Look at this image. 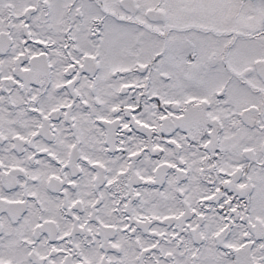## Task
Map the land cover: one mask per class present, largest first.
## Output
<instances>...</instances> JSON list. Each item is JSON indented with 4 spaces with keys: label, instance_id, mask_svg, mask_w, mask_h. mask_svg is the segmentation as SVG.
Segmentation results:
<instances>
[{
    "label": "snow or ice",
    "instance_id": "1",
    "mask_svg": "<svg viewBox=\"0 0 264 264\" xmlns=\"http://www.w3.org/2000/svg\"><path fill=\"white\" fill-rule=\"evenodd\" d=\"M0 264H264V0H0Z\"/></svg>",
    "mask_w": 264,
    "mask_h": 264
}]
</instances>
